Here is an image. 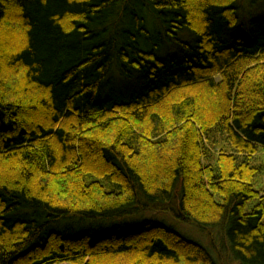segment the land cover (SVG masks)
I'll return each instance as SVG.
<instances>
[{
  "label": "trees",
  "instance_id": "16d2710c",
  "mask_svg": "<svg viewBox=\"0 0 264 264\" xmlns=\"http://www.w3.org/2000/svg\"><path fill=\"white\" fill-rule=\"evenodd\" d=\"M240 8L0 0V264H264V30ZM115 71L145 85L107 92ZM146 211L218 233V259L154 222L69 224Z\"/></svg>",
  "mask_w": 264,
  "mask_h": 264
},
{
  "label": "rangeland",
  "instance_id": "374dc122",
  "mask_svg": "<svg viewBox=\"0 0 264 264\" xmlns=\"http://www.w3.org/2000/svg\"><path fill=\"white\" fill-rule=\"evenodd\" d=\"M255 4L251 6V0H239V5L241 6V10L245 7L244 15V26L250 31L255 32L254 29H258L257 33H261L264 29V0H255ZM263 16V17H262ZM263 18L262 20H257V18ZM260 28V29H259ZM16 34V33H15ZM17 35H14L16 37ZM196 36L194 34H190L189 31L183 30L178 32L176 37H172L171 39H167L165 44L160 47L156 55L158 58L165 59L170 56H178L183 48V43H193L196 41ZM9 41V40H8ZM7 41V42H8ZM113 73V79L108 84L107 92H114L115 94H119L122 91L134 92L141 89L145 83L139 84V82L135 79V77L131 79H123L118 71ZM116 74V75H115ZM133 92V93H134ZM256 163H253L256 166L262 168V173L256 178L254 182V186L259 191H264V150H260L257 157ZM144 222H154L165 228L171 229L179 235L183 236L185 239L195 242L200 246L207 249L215 259H218L216 256V251L220 250V241L219 234L216 233L217 238L216 245H212L211 240L208 238L206 234L202 232L199 228L185 224L178 219L174 218L170 214L161 213V212H153L146 211L132 215L120 216L113 219H106V221H89L83 225H80L78 221L69 222V224L74 226L76 231V236L83 232L90 231L91 235H104L106 233H110L112 231H117L119 228L129 227L131 229H135L137 226ZM93 238V237H92ZM215 249V250H214ZM226 251V250H225ZM219 253V252H218ZM224 254V255H223ZM222 256L224 258H228L229 254L224 252ZM221 260V259H220ZM228 261V259H227ZM221 263H224V260H221ZM65 264V263H64ZM67 264V263H66ZM234 264V263H232Z\"/></svg>",
  "mask_w": 264,
  "mask_h": 264
}]
</instances>
